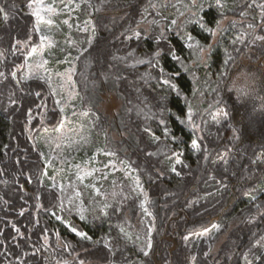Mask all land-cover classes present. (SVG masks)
I'll return each instance as SVG.
<instances>
[{
  "label": "trees",
  "instance_id": "16d2710c",
  "mask_svg": "<svg viewBox=\"0 0 264 264\" xmlns=\"http://www.w3.org/2000/svg\"><path fill=\"white\" fill-rule=\"evenodd\" d=\"M162 2L167 6V0ZM256 2L261 4L264 0ZM88 3L91 6L83 4L78 15L90 22L91 31L72 32L73 40L79 42L80 49H89L85 53L86 59L82 57L76 61L77 72L73 80L79 94L77 102L81 109L89 113L91 132L96 142L116 153V161H125L135 172V177H139L141 186L147 192L146 208L152 215H147L140 207L143 202L141 192L120 174L112 175L98 185L101 195L97 198L90 195L91 201L86 198L85 204L91 205L89 208L107 202L121 209L100 219H93V214L85 212L88 219L80 220L78 212L64 199L66 196L52 188L46 177L43 178L44 187L37 182V177L46 171L44 156L39 155L43 149L37 139L40 117L43 115L45 118L43 127L52 130L62 120V114L57 109L56 96L52 95L49 82L40 79L41 74L28 80L21 78L20 68L25 65L30 48L39 43L34 17L27 7L28 0H0V6L6 7L8 12L7 19L0 14V53L3 54L0 55V72L5 74L0 77V172H3L0 175V241H3L0 264H57L62 260L73 264L72 256L77 254L86 264H191L193 256L196 257V264H246L245 257L253 259L256 256L262 259L255 260L254 264H264V248L254 246L259 236L264 234V217L249 202V194H254L257 196L255 203L264 204V193L253 192L254 188L258 189L264 184V101L252 98L253 92L258 97H264V42H253L254 36L264 34V31L248 28L249 23L259 22L260 8H248L251 0H235L234 3L229 0L231 10H226L227 19L223 22L224 27L228 28L223 34L224 46L232 51L231 39L241 34L245 36V43L235 45L240 51H232L235 61L228 66L227 83L220 85L218 92L212 91L218 87L214 82L218 76L213 73H218L222 67L225 59L223 47L217 49L210 63L209 76L213 82L202 83L208 69L196 70L201 83L194 81L188 73H183L180 86L184 89V96L194 105V111L199 109L208 123L205 124L197 115L196 122L201 124L203 131L193 133L186 125L170 122L168 127L178 137L173 142L170 139L164 141L163 127H157L156 121H146L143 116L126 111L131 107L127 103L129 99L133 104L138 103L133 84L140 86L141 98L147 97L151 103H155L153 97L156 93L139 80V76L149 70L147 66L126 68L112 60L114 55L123 56L133 49L137 56L146 59L144 54L155 50L156 45L151 39L122 43L123 37H120L125 29L136 26L142 14L148 15L149 19L155 16L151 9L150 14L144 12L148 0H88ZM161 11L164 17L171 19L167 16V7ZM241 11L247 14L241 16ZM212 14L216 15L214 12ZM254 16L257 17L255 21ZM156 18L160 19V26L168 23L161 17ZM232 21L236 22L234 28L230 26ZM141 28L147 29L149 25L141 23ZM188 30L205 42V36H201L195 26L188 25ZM158 31L159 26L156 28ZM93 35V43L89 47L86 40L93 38ZM26 36L32 37L29 44L16 51L13 47L15 41L23 40ZM207 42H211L210 37ZM173 43L179 47L175 37ZM60 47L58 45L51 51L54 53L52 57L45 55L49 71L61 68L57 61L65 59V51L61 52ZM71 51L73 59L78 50ZM114 63L116 68L112 71L119 70L126 79L115 83L105 81L99 73ZM162 66L171 68L172 63L165 60ZM176 67L179 68V65ZM12 72L17 73L15 78L11 76ZM241 73L245 75L241 76ZM52 74L55 76L57 73ZM237 77H240L238 85L242 91H227ZM197 89L200 91L197 92ZM36 91H40L41 96H36ZM107 95H115L121 103L120 109L111 116L101 110L102 97ZM10 98L15 99L17 104L12 105ZM169 100L173 110L185 106L183 98L177 100L174 94ZM220 108L229 115L227 118L219 117L220 123L216 124L209 113ZM145 124L161 135L162 141L173 150L183 153L180 156L183 164L176 166L181 170L179 176L170 171V162L164 160L162 155L146 156L147 151L157 152L160 145L152 144L142 132ZM200 136L205 138L202 147L208 148L207 153L190 151V140ZM205 156L208 158L205 159ZM221 157L228 160L227 165L222 163ZM254 160L257 163H252ZM137 167L139 170H134ZM158 171H163V175H157ZM37 193L40 195L39 201L35 198ZM61 199H64L65 208L72 209L71 212L59 211ZM37 204L57 211L62 217L66 216L67 223L88 232L92 241L79 240L64 222L56 220L50 211L37 209ZM22 210L24 215H20ZM261 211H264V207ZM215 223L226 224V230L213 236H210L213 230L208 236L199 235ZM13 226L20 229V234ZM120 227L132 239L126 238L120 232ZM44 229L47 231L43 232ZM149 229H152L153 249L145 257L141 248L146 245ZM44 235L48 236L50 246L44 245ZM136 236L140 239L137 240ZM184 236H188L189 240H184ZM220 238L221 244L215 250ZM105 239L114 244L115 255L104 248ZM65 242L71 247L64 249ZM36 249L40 251L33 257ZM205 252L209 255L205 256Z\"/></svg>",
  "mask_w": 264,
  "mask_h": 264
},
{
  "label": "snow or ice",
  "instance_id": "6c2138e0",
  "mask_svg": "<svg viewBox=\"0 0 264 264\" xmlns=\"http://www.w3.org/2000/svg\"><path fill=\"white\" fill-rule=\"evenodd\" d=\"M235 0H233V3ZM55 0H53L52 4H45V0H28L27 7L32 8L33 11L31 15L35 16L37 18L38 22H44L48 25H53L54 20L52 19L53 16L59 15L58 9L54 6ZM60 3L64 4V7L67 8L72 4H75L76 8H80L81 4L76 3L75 0H68V2L65 4L64 0H60ZM83 3L91 6L88 3V0H83ZM166 5L162 2V0H148L147 6L144 9L145 13H149V9L155 12V16L152 19L148 18V15L142 14L140 21L136 22V26L134 28H128L125 29L124 32L120 34V37H123L122 43L125 42H139L144 39H151L154 41L156 48L150 53H145L144 55L147 57L146 59L143 57H139L136 55V50H130L126 55L123 56H113L112 60L114 62H117L119 64H123L126 68H136L137 65H146L149 69L145 73L141 74L139 76V80L143 81L144 85H147L152 88V91L156 93V95L153 97V100L155 103H151L147 97L141 98L142 93L140 86L133 84V88L137 93V100L138 103L133 104L132 100H128L127 103L131 105V107H128L126 109L127 112H135L136 115L143 116L144 119L147 120H154L157 123V127L162 126L163 132L162 136L164 138V141L171 140L173 142L178 140V137L175 135L172 129L168 127V124L170 122H178L180 125H186L189 127L193 133L201 132L203 131L201 124L196 122V116L199 115L201 117V120L205 124H207V120L203 119L202 113H200L199 109H196L194 111V105L189 101V99L184 96V89L180 86V80L183 78V73H188L191 75L192 79L196 81L197 83H201L200 79L196 75V70L198 69H208L204 73L205 79L202 81L204 84H208L212 81L211 76H209L210 69V63L213 61L214 53H216L217 49L220 47H223L225 59L222 62V67L220 70H218V73H213V75H217L218 79L214 81L218 87L213 88L212 91L218 92L220 90V85H223L226 80L229 77V65L234 63L235 57L232 55V51L239 52L240 49L236 48L235 45L238 43L243 44L245 43V36L244 34L236 35L234 38L231 39L230 44L232 46V51H229V48L227 46H224L223 41V34L228 31V28L224 27V20L227 19L226 16V10L229 9V0H187V2L183 3L181 5V10L177 12L174 18L168 19V17H164L162 15L161 9H166ZM248 8H254L259 7L260 8V16H259V22L258 23H249L248 28L249 29H255L260 28L262 31H264V3L257 4L256 0H251V3L247 4ZM216 13V15H213L212 13ZM42 13L47 14V18L45 15H42ZM187 13V15H186ZM203 13V14H201ZM0 14H3L4 19L8 18V12L6 10V7L0 6ZM150 14V13H149ZM247 13L245 11H241L240 15L244 16ZM217 15L220 17L217 19ZM156 17H161L162 19L168 20V23L165 26H160V19H157ZM183 17V20L178 23V20ZM253 20H257V17H253ZM146 22L149 25V28L142 29L141 23ZM64 24H68V20L63 21ZM236 22L232 21L230 22L231 27H235ZM188 25H193L199 30V34L201 36H205V42H202L201 39L197 38V35L193 34L192 31L188 30ZM159 26V31L156 32V28ZM71 27V25H69ZM36 32H40L41 29L39 27L35 28ZM81 32L87 33L89 29L87 27L81 28ZM93 34L95 33V27L92 29ZM152 33L149 35V33ZM206 34V35H205ZM120 37H117V39H120ZM173 37L177 41H179V47L175 43H173ZM211 38V42H207V38ZM32 37L26 36L23 40L17 39L15 41V47L16 51H21L25 45H28ZM40 41L47 42L51 48L57 47L52 42V38L48 35H40L39 37ZM94 39H87L86 43L89 47L92 46ZM254 41H261L264 42V34H258L255 35L253 38ZM69 45V51L68 55L72 56L71 49H77L78 54L73 57L75 61H80L82 57H85V53L89 51L88 48H83V50L80 49V45L71 39L67 41ZM37 51L36 48H32L31 52L35 54ZM61 52H64V49H60ZM50 55H54L50 51ZM0 55H3L0 53ZM86 59V57H85ZM168 60L172 63V67L168 68L166 66H162V61ZM129 61H133L132 63H129ZM59 63H65L68 64L69 67L66 69L64 73H57V75L60 77L62 83L61 88L65 89V92H57L53 91L52 95L56 96L59 95L61 98L55 101V104L60 106L59 112L63 113L66 110V107L74 104L75 100L79 97V94L75 91V85L73 83L72 77L76 74L77 68L75 65H73L72 60L68 59H61L57 61ZM43 63H47V61H43ZM176 65H179V68L176 67ZM116 68V64H110L107 69H102L99 73L103 77L105 81L111 80L113 83L118 82L120 80L126 79L124 76H122L117 70L116 72H113L112 69ZM17 75L16 72H12L11 76L15 78ZM244 73H241V76H244ZM5 74L3 72H0V77H4ZM32 77V74L29 73L28 76L23 77V79L28 80ZM40 79H45L44 77H41ZM48 82H51V74L48 76ZM240 77H237L235 80H232V83L230 86L227 87V91L235 90L237 92H241L242 89L238 85ZM154 81L155 83H151ZM197 92L200 90L197 89ZM175 95L177 100L183 98L184 100V107H178L176 110H173L172 107H170V100L169 97ZM196 92L193 93L195 95ZM36 96H41L40 91L35 92ZM10 103L12 105H16L17 101L15 99L10 98ZM219 103V101H217ZM211 107V106H210ZM155 109V110H154ZM29 109V113H30ZM58 115V114H57ZM73 116H76L77 113L75 111L72 112ZM80 116L87 117L89 115L88 112H81L79 113ZM209 115L211 116L212 121H214L216 124L220 123L219 117L227 118L229 113L224 110L223 108L217 109L216 112H210ZM43 127V124H41ZM65 129V123L63 120L58 121V125H54L52 128V132L58 133L59 135H54L53 139L56 141L61 140L62 137L65 136L64 130ZM144 134H146L149 138V141L152 144H159L160 147L158 148L157 152H151L147 151L146 156L148 158H151L156 155H162L164 157V160H167L170 162V171L175 173L177 176L181 174V170L178 169L177 165H182L183 162L180 159V156L183 155L182 152H177L173 150L168 143L162 141V136L157 135L156 132L153 131L152 127L149 124H145L143 128L141 129ZM47 131V129H45ZM75 131V130H73ZM71 140V138H68ZM80 139L84 143H88V138L81 136ZM205 138L203 136H200L198 138H193L190 140V151L196 152V153H207L208 148L206 146L202 147L203 140ZM72 143H76V141H72ZM71 146V143L69 144ZM7 148V145L4 146ZM34 147H36L34 145ZM60 143L56 144V148H60ZM40 156H45L44 152L39 153ZM104 155L106 156H114L116 153L110 152V151H104ZM205 159L208 157L205 156ZM94 159V157H93ZM174 161V162H173ZM221 161L224 165L228 164V160L225 157H221ZM121 163H124V161H121ZM252 163H257L256 160H254ZM108 166V165H106ZM130 166V165H129ZM184 167H187L186 164L183 165ZM78 169V172L75 173L76 179L84 186V188H90L92 189L97 196L101 195V190L99 187H97L95 184L89 183L84 184V181L88 177H92L94 175L95 171H98V169H92V170H84L81 169V166L77 164L75 166ZM111 167H115V165H111ZM134 170H139L138 167ZM82 173V174H81ZM0 175H3V172H0ZM157 175H163V171H158ZM44 177L49 178L53 181L51 187L52 188H58L61 193H64L67 191L68 188H72L74 190V194L66 196L64 199L67 200V203L69 205H72L73 207L77 208V212L79 215L80 220H86L88 219V216L85 215V212H89L93 214V219H100L101 217H107L110 214L118 213L121 211L119 207H114L112 204H109L107 202H104L102 205L97 203V207L92 208H82L77 207L75 201L80 200L83 192L82 190H77L76 185L69 183V185L64 184H56L55 177L49 176V173L47 171H43L41 173L40 177H37V182L44 187ZM106 178V177H105ZM30 182V181H29ZM115 183V181L113 182ZM134 183L137 188H140L141 191H143L141 182L139 177L134 178ZM226 188V185L224 186ZM135 190V189H133ZM219 191V189H218ZM261 192L264 193V184L258 189H253V192ZM36 200H40V195L37 193ZM2 199V198H0ZM64 199L60 200L59 203V211H68L71 212V208H65L64 206ZM95 198L93 197V200ZM127 199V197H125ZM147 197L145 196V200ZM257 196L254 194H249V202L257 209L261 217H264V211H261V208L264 207V204H256ZM83 203V201H81ZM195 203V201H193ZM37 209L43 208L44 211H50L48 208H44L43 205L37 204ZM140 207L143 209V211L151 216L152 213L148 211L147 208L144 207V202H141ZM20 215H24V211L22 210L20 212ZM50 215L55 217L56 220L62 221L65 223V226L70 229L72 233L75 234L76 237L79 238L81 241H92V237L89 235L88 232L79 230L77 227H75L72 224L67 223V217H62L57 214V211L52 210L50 211ZM254 219V218H253ZM36 223H39V221H36ZM15 231L20 234V229L15 228L13 226ZM119 227V226H118ZM227 225L223 223H215L211 225V228H205L203 233H200L199 235L203 236L205 234L211 233L212 230H215V232L219 233L222 230H226ZM43 232H46L47 230H42ZM120 232L124 233L125 237L128 239H132L131 236L128 235L127 232H125L123 227H120ZM151 232L152 229L148 230V238L147 242L144 248H141V252L143 256L148 257L150 255L151 250L153 249V241L151 238ZM15 239V237L13 238ZM136 239L139 240L140 237L136 236ZM184 240H189L188 236L183 237ZM43 241L45 246L48 245V236H43ZM61 243L60 241V234H57V245L59 246ZM93 243L99 244L101 241H94ZM104 248L107 249L112 255L116 254L114 244L108 240L105 239L103 241ZM254 246H258L259 248H264V234H261L259 238L256 241V244ZM0 247H3V241H0ZM71 247L68 243H63V248L68 249ZM40 249H36L35 252H33V257L36 255V252H39ZM72 251H75V248L72 249ZM87 251V250H86ZM5 255H7V250H5ZM71 255V253H69ZM205 256L209 255V253L205 252ZM19 259V256L16 257ZM262 257L256 256L253 259H248L245 257L246 264H254L255 260H261ZM72 262L73 264H86V261L84 259L79 258V254L76 256H72ZM57 264H69L68 260H62L57 261ZM191 264H196V257L193 256L191 258Z\"/></svg>",
  "mask_w": 264,
  "mask_h": 264
},
{
  "label": "rangeland",
  "instance_id": "374dc122",
  "mask_svg": "<svg viewBox=\"0 0 264 264\" xmlns=\"http://www.w3.org/2000/svg\"><path fill=\"white\" fill-rule=\"evenodd\" d=\"M67 2L68 0H64L65 4ZM75 2L80 3L81 6L84 4L83 0H75ZM185 2H187V0H167V16L174 18L177 12L181 10V5ZM52 3L53 0H45V4H52ZM54 6L58 9L60 14L52 17V19L54 20L53 25H48L44 22H38L37 18L32 15L34 17L36 27H39L41 29V31L39 32V37L40 35L50 36L52 38V42L55 45L61 46L59 49L61 48L64 49L65 59L72 60L73 65L76 66V61L72 59V56L68 55L67 46L69 45L67 41L69 39L73 40L72 32L79 33L81 32L80 31L81 28L87 27L89 31H91V24L88 20H83L79 17L78 13L80 12L81 7L76 8L75 4H72L69 7L65 8L64 4L60 3V0H55ZM29 11L30 13H32L33 9L29 8ZM42 15H45V17L47 18V14L42 13ZM64 20H68V24H64L63 23ZM182 20L183 17H181L180 20H178V23ZM69 25H71V27H69ZM56 32H58L59 35L56 36ZM229 33L231 35V32ZM77 43L79 44V42ZM32 48L37 49L35 54L31 52ZM32 48H30V52L26 56L25 65L20 68L21 78L23 79V77L28 76L29 73L32 74V77L41 74L42 77H44L48 81L47 78L49 74H51V82L49 84L52 90L53 91L55 90L57 92H65V89L61 88L62 81L60 77L57 74L53 76L52 73H64L66 69L69 67V65L65 63H60L59 64L61 67L60 69L57 68L54 71L52 70L49 71L47 67V63L45 64L43 63V61L46 60L47 55L49 57H52L49 53L50 51H53L54 48H51L47 42L42 43L40 39H39V43ZM75 91L77 92L76 85H75ZM60 98L61 97L59 95H56V100ZM102 98H103V102L101 104V110L106 115L111 116L120 109L121 103L115 97V95H107ZM56 106L57 109L59 110L60 106L58 105ZM73 111L77 113L76 116L72 115ZM81 112H86V111L81 109L76 99L74 104L67 106L65 112L61 113L62 120L65 123V129L63 130L65 136L62 137L61 140L59 141L53 139L54 135H59L58 133L54 134L52 130L49 129L45 131L46 128L41 126V124L43 125L45 124V118L43 115L40 117V131L38 133L37 139L40 147L43 149V152L45 153L44 159L46 163L45 164L46 171L49 173V176L55 177L54 182L56 184H64L67 186L69 185L70 181L71 183L75 184L76 189L82 190L83 195H85L84 197H81L80 200L75 201L77 207L88 209L89 206L91 205L85 204L86 198H88V201H91L92 198L89 197V195L95 196L96 198L97 195L92 189L84 188V186L80 184V182L76 179L75 173L78 172V169L75 166L79 164L81 166V169L84 170L98 169V171L94 172V175L92 177H88L84 181V184L92 183L95 184L97 187L105 180H108L112 175L118 176V174H120L123 175L127 180H129L130 183L134 185L135 189L141 192L144 202V207L146 208L145 196L147 197V192L143 189V187H142L143 191H141L140 188H137L135 186L134 183L135 172L130 168V166L125 161L124 163H118L116 161L115 155L114 156L104 155V151H110V150L105 149L104 146L96 142L97 140L95 139L93 133L91 132L92 121L90 120L89 115L87 117L80 116L79 113ZM81 136L87 137L88 143H84L80 139ZM68 138H71V140ZM72 141H76V143H72ZM57 143H60L61 145L60 148H56ZM70 143L71 146H69ZM113 164L115 165L114 168L111 167V165ZM47 180L51 184L53 183V181L50 180L49 178H47ZM62 194L63 196L72 195L74 194V190L72 188H68L67 191ZM81 201H83V203H81ZM69 206L72 207L77 212L76 207H73L72 205ZM215 233L217 232L213 230L210 236H213ZM205 236H208V234H205ZM221 241L222 239L220 238L219 242L215 247V250L218 249V246L221 244Z\"/></svg>",
  "mask_w": 264,
  "mask_h": 264
},
{
  "label": "clouds",
  "instance_id": "9594fccd",
  "mask_svg": "<svg viewBox=\"0 0 264 264\" xmlns=\"http://www.w3.org/2000/svg\"><path fill=\"white\" fill-rule=\"evenodd\" d=\"M252 98H254V99H260V100L264 101V97H258V96L255 95L254 92L252 93Z\"/></svg>",
  "mask_w": 264,
  "mask_h": 264
}]
</instances>
